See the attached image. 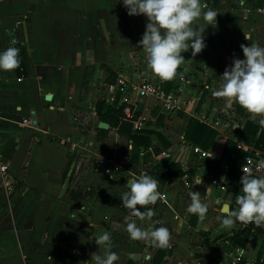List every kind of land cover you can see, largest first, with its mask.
<instances>
[{"label": "crops", "instance_id": "0c3cea01", "mask_svg": "<svg viewBox=\"0 0 264 264\" xmlns=\"http://www.w3.org/2000/svg\"><path fill=\"white\" fill-rule=\"evenodd\" d=\"M220 1L217 24L205 32L206 48L195 57L191 50L182 53L185 61L179 69L183 73L168 81L174 90L185 76L191 86L186 102L193 101L194 96L199 99L192 109L167 116L172 124L158 129L171 143L162 152L168 158L161 156L147 166L143 161L135 166L131 163V142L125 147L124 139L115 131H110L106 141L98 140L103 122L96 115V106L103 100L111 106L121 101L119 81L133 89L154 78L162 86L163 80L147 68L145 54L136 48L145 32L146 17L129 16L120 0H0V50L19 48L25 68L22 73L18 68L0 71L1 152L14 182L9 190L0 180V264H92V254L99 251L97 234L104 231H110L112 250L119 254L116 264H153L160 248L150 241L130 239L125 231L130 210L123 207L120 197L127 190L128 179L147 175L152 165L166 159L191 170L195 192L208 205L205 219L195 214L187 218L193 191L186 187L183 177L166 186L159 184L158 190L165 197L156 205L143 206L154 209L150 220L133 219L144 228H168L167 247L173 254L161 264L210 263L207 247L202 248V241L196 237L210 230L219 189L212 186V177L207 184L204 169L193 163L189 150L196 145L185 137L193 118L215 130L212 121L225 111L221 110L224 100L212 92L233 59H244L240 45L264 46V0H246L243 7L239 0ZM110 71L118 75L115 86L107 84ZM129 95L134 105L144 107V128L148 123L155 125L157 117L164 115L156 102L140 99L132 92ZM234 106L236 109L226 113L237 112L239 105ZM204 114L207 122L202 119ZM248 114L246 110L243 116L237 114L242 131L248 122L264 129L258 124L259 118L253 120ZM228 140L238 142L225 132L218 135L209 160L222 157ZM153 142L160 147L156 137ZM103 150L114 157L105 158ZM81 158L85 159L83 167ZM68 190L94 191L96 197L77 204ZM219 194V200L235 204L236 188ZM256 237L260 245L252 254ZM223 249L225 252L215 257L216 264H226L240 248L225 245ZM199 250L204 257L197 256ZM243 251L247 258L261 257L264 237L252 236ZM129 254H133L131 258Z\"/></svg>", "mask_w": 264, "mask_h": 264}, {"label": "clouds", "instance_id": "9594fccd", "mask_svg": "<svg viewBox=\"0 0 264 264\" xmlns=\"http://www.w3.org/2000/svg\"><path fill=\"white\" fill-rule=\"evenodd\" d=\"M131 17H146L145 32L136 48L146 56L147 68L163 81H170L177 75V69L185 61L182 53L191 50L195 57L206 48L205 32L209 26L217 24V11L208 8L201 0H120ZM246 0H239L243 7ZM248 39V37L246 36ZM249 40V39H248ZM15 44V41L12 42ZM244 59L234 58L226 68L213 96L224 100L222 111L227 112L236 103L245 109L253 120L264 127V46L258 43L240 45ZM20 50L9 46L0 50V71L9 72L20 65ZM130 150V149H129ZM257 169H264V159L256 162ZM242 185L236 196V208L230 202L217 200L225 213L220 218L221 227L231 228L235 223H254L264 227V176L251 175L247 166L242 168ZM223 179V178H222ZM159 181L150 175L141 174L138 178L127 180L126 188L120 197L123 207L130 210L125 231L130 239L150 241L158 248L167 247L170 232L167 227L144 228L138 226L133 217L151 219L155 215L152 208L162 198L158 190ZM191 202L187 206L188 214H195L204 220L208 212L207 203L199 192L190 193ZM138 206H140L138 208ZM141 208L143 210H141ZM110 231L97 234L95 243L99 251L91 256L92 264H116L119 254L112 250ZM240 255L242 249H237ZM130 258L133 254H129ZM49 259H51L49 257Z\"/></svg>", "mask_w": 264, "mask_h": 264}, {"label": "trees", "instance_id": "16d2710c", "mask_svg": "<svg viewBox=\"0 0 264 264\" xmlns=\"http://www.w3.org/2000/svg\"><path fill=\"white\" fill-rule=\"evenodd\" d=\"M206 5L219 12L220 0H203ZM24 64L20 60L18 67L19 73L24 71ZM181 69H177V74H182ZM118 82V75L110 71V76L107 80L109 86H115ZM163 89L169 93L173 90V84L168 81L162 82ZM131 111V117H128L126 110ZM144 107L134 104H128L118 101L114 106L109 105L105 100L99 102L96 106V115L99 120L110 126L109 131L99 130L98 140L104 142L107 140L110 131H115L122 139L131 142L133 149L131 154V163L135 166H139L141 162L147 166L154 158H158L162 155L163 150L171 147L170 141L164 137L162 133L158 131L159 128H165L172 124V118L165 115L157 117L156 124L148 123V126L144 129H137L136 126L142 123ZM245 109L238 107L237 114L243 116ZM218 132L213 130L208 125L201 123L198 119L193 118L188 126L186 133V140L190 143L200 147L204 151H210L215 144L218 137ZM153 137L159 140L160 147H156L153 142ZM239 143H244L250 146V150L246 151L239 149ZM255 151L264 150V129L254 125L252 122H248L245 125L244 130L241 133L238 142L228 140L226 142L222 157L218 160H205L201 161V167L204 169L205 176L207 178H213V180H221L225 177V181L229 184L238 180L240 171L244 166L246 159L253 155ZM70 168V164H69ZM68 168V169H69ZM68 170L64 173L63 178L68 176ZM191 173V170L189 171ZM147 175L159 181L162 186L168 185L174 178H182L185 175L184 169L178 163L171 162L166 159L161 163L152 165L147 170ZM242 186L236 188V195L240 194ZM69 196L72 201L79 204L86 202L89 199L96 197L94 191H87L81 193L73 190H68ZM253 236V229L245 227L243 230L233 231L227 235H222L213 241L214 244L228 245L235 248L247 250L251 243ZM209 243V242H208ZM173 251L168 247L160 248L153 264H161L166 257L172 256ZM129 264H134L131 262ZM216 264V263H209Z\"/></svg>", "mask_w": 264, "mask_h": 264}, {"label": "built area", "instance_id": "2783aa9c", "mask_svg": "<svg viewBox=\"0 0 264 264\" xmlns=\"http://www.w3.org/2000/svg\"><path fill=\"white\" fill-rule=\"evenodd\" d=\"M190 84L188 83L186 77H181L180 82L175 85L174 90L167 93L165 90L162 89L161 84L155 80L154 78H147L145 79L140 85H137V87L130 89L126 86L125 82L119 81V88L118 90L122 93V99L121 102H125L128 104H134L131 95L129 93L132 92L133 96L144 100H150L153 102H156L157 106L162 109V114L166 116H171L174 113H178L180 111H186L192 109V107L195 106L197 100L199 97L194 96L193 101L186 102L185 97L188 94L190 90ZM118 91V93H119ZM116 98L113 99V103ZM232 110V108H231ZM126 114L128 117H131V111L129 109L126 110ZM0 115H1V104H0ZM237 112L233 111L231 113H222L219 115L214 121H212L213 128L218 131V133L225 132L227 135H230L231 138H237V141H239V138L241 136V131L243 128L239 126L237 123ZM198 119V118H197ZM200 119V116H199ZM204 122H207L206 115L204 114V117H202ZM137 129L144 128L143 124L136 126ZM3 130L2 126L0 124V180L6 182L8 184L9 190H12L13 187V180L12 175L9 168V163L5 160V157L3 156L1 152V140L3 138ZM239 149L243 150H250L249 147H247L244 143H239ZM132 150V148H130ZM253 150V149H251ZM194 156H197L199 159L202 160H209L212 158V153L210 151H204L198 146H195L191 149ZM254 154L249 156L246 159V162L244 166H247L249 169V172L251 175L254 176H264V169H257L256 168V162L259 159H264V150L263 151H255L253 150ZM163 158H168L167 153H163L161 155ZM158 157V159L161 158ZM243 166V167H244ZM242 167V168H243ZM189 169L184 168L185 175L183 176V181L186 185V187L191 191H196V180L193 182L191 181V176L189 173ZM244 175L242 169L240 171L238 180L235 181L232 184H229L225 181V178L221 180H212V186L221 190L226 191L229 187L231 188H237L239 186H242L240 184L241 177ZM165 197V194L162 193V198ZM160 201V199L157 201V203ZM156 203V204H157ZM155 204V205H156ZM226 264H264V252L261 257L256 259H251L245 257V255H240L237 253L236 255H232L229 257V260Z\"/></svg>", "mask_w": 264, "mask_h": 264}, {"label": "rangeland", "instance_id": "374dc122", "mask_svg": "<svg viewBox=\"0 0 264 264\" xmlns=\"http://www.w3.org/2000/svg\"><path fill=\"white\" fill-rule=\"evenodd\" d=\"M201 2L203 3V0H201ZM194 68V66H193ZM108 95V93L106 94ZM103 96V95H102ZM235 108L234 104H233V109ZM236 109V108H235ZM251 118L250 114H248V118ZM148 121H150V119H152L151 115L148 113L147 117ZM127 141L123 140L122 141V144L126 147L127 146ZM190 151V157H193V163L198 166V167H201V161H205V160H201L199 158H196L193 156V152L191 150ZM103 153V156L106 158H110V157H114V154L110 153L109 150H103L102 151ZM94 159V158H92ZM85 159L81 158L80 161H81V167H83L84 161ZM89 160V159H88ZM87 161V159H86ZM203 173H204V170H203ZM207 180V184H211L210 179H206ZM221 190H218L217 193H215V199H220L221 196L219 194ZM231 207L233 209H235L237 206L236 204H232ZM215 208H216V212H215V215L211 218V222L209 224V231L207 232V234H201L200 236L201 237H196V236H193L191 235L192 237H196V239L198 238V240L202 241V248H205V249H208L206 250L205 253H207V259H210L209 262L210 263H217V260L215 257H218L219 255H221L222 253H224L225 251H223L225 245H221V244H214L212 243L214 240H216L218 237L220 236H224V235H227L229 233H231L232 231H238V230H243L245 227L242 225V224H238V223H235L231 228H227V227H221V221H220V218L224 215H222V207L221 205H215ZM208 230V228H206ZM203 230V231H207V230ZM204 233V232H203ZM208 235V236H206ZM200 238V239H199ZM209 242V243H208ZM260 245V242L258 241L257 237L255 238V242L254 244L252 245L251 247V253H255L256 250H257V247ZM217 249H219V254L217 252ZM199 254H197V256H200V257H204V254H202L201 250H199ZM213 251H215V255L213 254ZM206 257V256H205ZM210 257V258H209Z\"/></svg>", "mask_w": 264, "mask_h": 264}, {"label": "water", "instance_id": "95a60500", "mask_svg": "<svg viewBox=\"0 0 264 264\" xmlns=\"http://www.w3.org/2000/svg\"><path fill=\"white\" fill-rule=\"evenodd\" d=\"M99 128L101 130L108 131L110 129V126L108 124L101 123ZM222 214L225 215V213L223 211H222ZM190 216H191V214H188L187 218L189 219ZM239 224H242L245 227L252 228L253 229V236L260 235V236L264 237V227H258L254 223H252V224L239 223Z\"/></svg>", "mask_w": 264, "mask_h": 264}]
</instances>
